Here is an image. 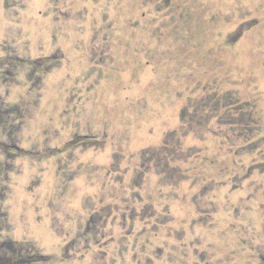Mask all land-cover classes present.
Wrapping results in <instances>:
<instances>
[{
	"label": "rangeland",
	"instance_id": "374dc122",
	"mask_svg": "<svg viewBox=\"0 0 264 264\" xmlns=\"http://www.w3.org/2000/svg\"><path fill=\"white\" fill-rule=\"evenodd\" d=\"M0 264H264V0H0Z\"/></svg>",
	"mask_w": 264,
	"mask_h": 264
}]
</instances>
